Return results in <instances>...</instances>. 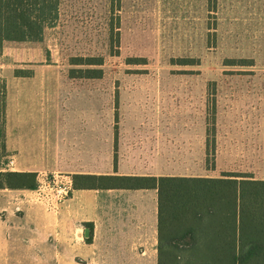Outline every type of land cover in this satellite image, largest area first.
Listing matches in <instances>:
<instances>
[{
	"label": "rangeland",
	"instance_id": "rangeland-1",
	"mask_svg": "<svg viewBox=\"0 0 264 264\" xmlns=\"http://www.w3.org/2000/svg\"><path fill=\"white\" fill-rule=\"evenodd\" d=\"M58 2L57 19L44 29L40 41L7 42L0 54V77L6 86L12 83V96L24 93L29 109V103H39L41 119L24 122L33 125L25 141L41 153L27 156L38 162L23 171L36 173L38 184L28 190V199L39 212L30 220L41 224H31L25 236L12 234V197L9 189H0V264H157V242L149 248L134 245L140 238L137 224L126 225L125 234L117 227L121 241L106 239L111 193L95 190L98 224L89 248L82 231L78 239L60 241L58 207L49 204L65 181L62 177L72 181L76 171L112 173L105 156L115 131L117 148L124 153L122 172L187 177L236 172L264 180V0ZM76 57H102L103 63L73 65ZM137 58L144 61L130 63ZM186 59L193 63L179 61ZM96 68L102 70L99 78L77 77ZM211 82L214 90L208 86ZM213 95L212 168L211 161L205 163L204 141L206 109ZM93 136L96 161L88 152ZM134 148L136 165L131 160ZM12 155L0 152L1 171L21 172ZM47 182L51 191L43 194ZM121 192L122 199H113L114 213L138 216L149 210L144 203L154 201L143 197L144 191Z\"/></svg>",
	"mask_w": 264,
	"mask_h": 264
},
{
	"label": "trees",
	"instance_id": "trees-1",
	"mask_svg": "<svg viewBox=\"0 0 264 264\" xmlns=\"http://www.w3.org/2000/svg\"><path fill=\"white\" fill-rule=\"evenodd\" d=\"M58 0H0V54L7 42H37L58 16ZM112 41V37H111ZM110 41V42H111ZM118 43V39H116ZM130 63L141 64L139 58ZM193 63V60H179ZM102 57L73 58V65L99 67ZM76 70H71L74 73ZM81 71V70H77ZM83 78H99L100 68ZM75 77V76H73ZM214 90L215 83L208 84ZM6 83L0 77V152L5 155ZM205 163L214 167L216 102L208 100ZM117 119V115L115 116ZM117 132L110 175L73 174V190H140L157 193V264H264V180L248 173L220 177L117 175ZM35 172L0 170V189L37 187ZM90 232L92 225L87 224ZM90 243L91 234L85 238Z\"/></svg>",
	"mask_w": 264,
	"mask_h": 264
},
{
	"label": "crops",
	"instance_id": "crops-1",
	"mask_svg": "<svg viewBox=\"0 0 264 264\" xmlns=\"http://www.w3.org/2000/svg\"><path fill=\"white\" fill-rule=\"evenodd\" d=\"M16 96H12V83L8 86H6V102H5V130L8 128V134H5V151H8L10 153H13L12 157H17L15 160V165L19 167L22 170H19L21 172L28 171L26 169H29V167L33 166V163L35 160H28L27 156H33V155H40L41 151L39 148H36L35 146H31L28 144V141H25V133L26 130L30 127L33 128V125H29V127L24 124V122L27 120L31 122L39 123L40 119V108L39 103L35 104L33 102L29 103V106H31V109L28 108L27 98H25L23 95L24 93L22 91H16ZM29 101V100H28ZM33 107V108H32ZM45 112V110L43 109ZM29 112V113H28ZM48 112V109L46 110ZM46 115V114H43ZM28 116V117H27ZM45 116H43L42 121L45 122ZM27 118V119H26ZM35 120V121H34ZM35 124V123H34ZM12 125L15 127V131H12ZM25 128V129H24ZM25 131V132H24ZM28 133V132H27ZM33 132H29L28 134L31 136ZM22 134L24 138L22 137ZM30 141V140H29ZM205 145V141H204ZM79 146V144H78ZM132 152L133 156L131 158L132 163L136 165L137 163V155L135 148ZM88 152H89V159H92L96 161L97 157V144H96V137L93 136L92 143H90V138L88 141ZM105 159L108 163V167L112 169L113 172V146L111 147V150H109ZM41 160L39 159V163ZM14 161L12 162V164ZM142 165V164H141ZM146 163L142 165L141 168H144ZM124 167V153L122 148H117V171L115 174L117 175H133V176H172V175H161V174H155L151 173L149 171L147 172H122V168ZM74 174H90V172H80L76 171ZM73 174L71 173V176ZM108 175V174H107ZM70 176V177H71ZM122 189H110L105 190V193H111L109 195L110 197V205L108 213H106L105 216V234L106 239L110 241H119L118 239V226H120V230L122 234H125V226L131 227L133 224H137V227L139 226V231L136 233V235L140 236L139 240L136 239V243L134 245L140 247V248H149L152 245L156 244L157 242V193L155 189H140V191H144L142 196L146 198L154 197V201L151 199L148 203H144L142 206H148L149 210L143 212L142 214L138 216H126L125 214H121L120 212H113V199L116 197L123 198L124 195L121 193ZM10 194L9 196L12 197V224H13V233L17 234H23L24 236L27 234V230L32 225H40V222H37V220H30L32 213L34 211L39 212L38 208L36 206H33L31 201L28 199L30 198V193L32 191H28L25 189H9ZM111 191V192H110ZM116 191V192H115ZM135 191V190H134ZM137 191V190H136ZM150 191V192H149ZM156 193V194H150V193ZM12 193V194H11ZM107 201V200H106ZM1 202H4L0 198V204ZM96 202H97V194L95 190H73L69 196V198L62 203L56 214L55 223L57 226L58 231V238L60 241H62L64 244L68 241L73 240L72 237H76L78 239L79 231L85 232L91 234L92 240L94 239L95 233H96V226L98 224V218L95 214L96 210ZM6 208V207H4ZM4 210V209H2ZM79 223V227H76V223ZM87 224L92 225V231L90 232L89 228H83L81 230V227L87 226ZM127 233H132V231L127 230ZM84 238H87L85 236V233L83 234ZM23 237L22 239H24ZM134 238V237H133ZM132 238V239H133ZM132 239H128L127 241H131ZM123 240V239H122ZM121 241V240H120ZM124 242V241H123ZM91 243L85 244L86 247H90ZM85 247V248H86Z\"/></svg>",
	"mask_w": 264,
	"mask_h": 264
},
{
	"label": "built area",
	"instance_id": "built-area-1",
	"mask_svg": "<svg viewBox=\"0 0 264 264\" xmlns=\"http://www.w3.org/2000/svg\"><path fill=\"white\" fill-rule=\"evenodd\" d=\"M10 163L12 164V162H10ZM62 178H64L65 181L60 182L61 186H60L59 190H56L55 200L51 204H49L52 209H55L56 204H57V207L59 208V206L69 198V194H71V192L73 191L72 181L70 180V178L69 177H62ZM43 189H44L42 191L43 194H46L45 190L46 191L50 190V185L48 182L44 185ZM39 190H40V188H39ZM36 191H38V190H36ZM58 208L56 210H58Z\"/></svg>",
	"mask_w": 264,
	"mask_h": 264
},
{
	"label": "water",
	"instance_id": "water-1",
	"mask_svg": "<svg viewBox=\"0 0 264 264\" xmlns=\"http://www.w3.org/2000/svg\"><path fill=\"white\" fill-rule=\"evenodd\" d=\"M84 233H85V236H88V235H87V231H86V230H85V232H84Z\"/></svg>",
	"mask_w": 264,
	"mask_h": 264
}]
</instances>
